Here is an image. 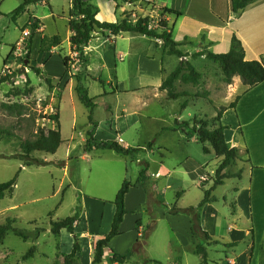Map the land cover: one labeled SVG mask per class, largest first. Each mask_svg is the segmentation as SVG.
I'll list each match as a JSON object with an SVG mask.
<instances>
[{
  "label": "rangeland",
  "instance_id": "1",
  "mask_svg": "<svg viewBox=\"0 0 264 264\" xmlns=\"http://www.w3.org/2000/svg\"><path fill=\"white\" fill-rule=\"evenodd\" d=\"M1 1L0 184L16 176V185L11 196L6 195L0 198V225L10 218L14 221V228L26 231L31 236H34L39 229L40 241L37 248L45 255L33 261L30 258H24L20 264H65V259L71 264H80L78 260L72 261L67 258L68 254L54 260L59 247L62 252L70 248V237L52 235L50 222L70 217L76 211L79 213L81 210L80 195L82 194L91 195V197L104 195L105 199H113L110 202L113 204L116 196L114 193L122 185L118 183L117 176L124 169L125 163L131 167L128 168L126 179L132 186L137 177V170L141 168L140 171H145L148 168L154 177L155 172L161 167L159 166L161 161H164L163 167L167 169L170 176L158 181L154 178L149 180L148 177L143 179L148 199L143 210L140 211L142 222L146 225L140 236L139 244L134 246L133 250L129 249L128 245L133 238L131 217L122 226L123 236L115 241L114 247L117 251L123 252L126 247L128 251H132L131 254L128 252L130 255L126 256L125 264H236L235 261L230 262V259L234 257L233 253L221 244L205 243L198 238H195L193 243L185 242L182 230L174 227L167 219L160 218L156 213L155 207H161V203L149 191L152 187L156 194L162 197L166 204L165 208L171 211L195 206V203L203 196V192L212 186V179L221 159L215 156L213 150L210 153H204L203 146L211 150L210 144L208 142L201 144L195 136L191 137L188 130L176 129L175 120L179 123L187 122L192 126V118L196 117L198 120L209 121L210 125L212 124L217 103L222 104L226 99L223 91L226 84L220 79L221 73L217 65L206 59L193 60V65L202 75V79L205 82L211 80L209 81L211 82L210 90L204 96L206 90L201 78L196 86L176 82L178 91L196 95V97H188L187 107L180 110V104L186 98L167 99L162 92L155 94L147 88H140L134 93L128 91L138 86L150 85L148 83H151L155 76L156 79H163V75L170 74L179 63L176 56L168 57L164 61V68L167 72H164L161 77V74H158L151 64L143 60L138 62L136 57L138 53L151 51L153 45L150 44L148 38L141 39V36L130 33H121L120 36L113 37L117 43L116 48L120 46L125 51L130 49L132 53L127 54L121 61L119 58L113 59V50L108 47V54L105 53L101 60L89 56L88 71L86 63L68 53L70 47L64 40L60 46L55 48V55L48 64L49 73L58 77L54 79L49 88L45 82L46 75L43 68L37 67L38 72L31 69L36 61L37 64H41L40 56L35 51L32 52L31 46L29 60L26 58L29 32L26 34L25 41L18 45L14 44L17 40L23 39V35L21 30L13 24L15 22L11 20L10 14L23 0ZM67 6V0H50L47 4L38 3L35 13L44 17L52 10L56 16H61L66 13ZM140 8L142 6H139L138 13H140ZM105 11L107 12L106 9ZM146 12L149 14L139 18H147V24L151 28H157V22L162 20L160 9L148 3ZM190 12L192 13V10ZM171 18L173 21L177 20L175 17ZM185 22L182 29L178 24L176 28H173L174 39L184 42L186 35L193 37L197 31L198 25L196 24L198 23L193 24V21L189 19ZM56 33L65 37L63 27H59ZM199 42L198 40L196 43ZM185 45L188 44L184 43ZM198 46L199 44L192 47L187 46L185 49L193 51ZM180 47L179 50L183 49ZM219 49L214 48V51ZM8 55L9 58L4 64ZM65 56L75 58L69 74L65 72L62 63ZM25 60H28L26 65H24ZM22 66L26 67V73H19ZM76 74L82 76V83L87 89L88 96L93 99L92 110L79 102L74 86L72 87V80L75 83L73 76ZM41 75L43 78H40ZM121 110L133 114L134 127L125 130L119 136L126 145L138 151L129 156L127 161L110 150H92L84 153V141L86 140L84 133L89 127L88 116H91L94 122H100L101 135L108 138L113 134L110 133V124L107 120L117 117ZM58 113L62 142L56 152L51 154L32 151L26 154L23 151L25 143L34 140L39 130L54 129L55 122L48 118ZM160 147L166 151H161ZM150 148H153L154 152H149ZM162 153L165 156L163 160L160 155ZM238 161L225 170L233 178L237 177L240 172ZM26 162L28 165L25 164ZM144 162H149L150 166L144 165ZM200 165L206 173L200 177L201 184L207 182V180H202L205 176L211 179L204 185L198 183L197 170ZM226 179L224 184L216 187L213 190L215 192L212 193L217 199L216 205L220 213L226 217L228 223L233 225L234 214L230 206L232 190L236 184L245 185V179L239 182L231 177ZM152 183H154L153 186ZM182 190L184 194L178 195L177 193ZM223 197H226L227 203L224 202ZM85 206L86 221H88L90 232L93 236L101 235L105 221L103 219L102 224L97 225L99 206L91 201L85 202ZM178 213L179 211H176L172 214ZM140 224L139 222L138 227ZM249 242L248 239L242 245ZM83 243L84 251L81 260L85 264L88 260L87 245L85 240ZM198 245L203 246L204 257L195 253V247ZM31 246V243H24L20 238L9 233L0 243V264H8L2 259L6 252L13 251L11 258L16 260L26 255ZM243 246L239 249H243ZM256 258L252 264H261L264 260V249L261 250V247ZM101 264L114 263L104 259Z\"/></svg>",
  "mask_w": 264,
  "mask_h": 264
},
{
  "label": "crops",
  "instance_id": "2",
  "mask_svg": "<svg viewBox=\"0 0 264 264\" xmlns=\"http://www.w3.org/2000/svg\"><path fill=\"white\" fill-rule=\"evenodd\" d=\"M49 1L50 0H47V2ZM86 2L90 6L95 8V18L98 21L108 23H116L120 21L123 17L121 16L123 13H129L130 20L134 23L137 20V17L139 18L140 16L149 14L148 12H146V6L148 3L155 5L156 7H158V9L166 7L170 10L181 13L182 16L180 18H177L176 21H173L171 17H166L168 27H170L172 40L177 43L188 44L185 46H181L183 48L181 50L184 54H186V57H184L183 59L177 58L178 62H180L181 60H185L188 61L194 67L193 60L206 58L204 56H198L194 58L192 57L193 54L204 50L212 53L215 52L214 48H220L218 51L215 52V54L226 53L230 48L231 38L235 36L241 42V45L244 49L245 60H257L264 64V0H256L248 4L239 14L232 13L230 0H139L132 4L120 3L117 8V11L115 8L116 5L112 0H86ZM37 4L28 5L25 9V12L20 17L16 18L15 23H13L14 25H16L17 28L21 30V33L23 35V39L17 40L14 44L18 45L19 43L25 41L26 34L29 32L26 26L29 22L30 17H34L38 19L42 24V26L39 28V32L42 35L48 37L59 35L61 38V44L64 40H66L70 47L69 37L72 35V33L68 29V12L71 7L70 1L67 0V11L61 16H56L52 10H50L49 14L45 15L44 17L40 16L35 13ZM40 4L43 5L47 3L40 2ZM139 6H142V8H140L141 14L138 13ZM105 9L107 10V12L105 11ZM191 10L192 13L188 14ZM118 14L119 16H117ZM186 19L193 21V24L198 23L196 24L198 26L197 31L194 33L193 37L192 35H186L185 41L182 42L173 38V28H176L178 24L180 29H182L183 25L186 23ZM59 27H63L65 29V37L60 35V33H56ZM184 33L185 29L183 31V34ZM130 34L139 35L136 33ZM139 36H141V39L148 38L144 35ZM113 37L116 36H112L108 31L93 34L87 46L84 48V56L86 57L87 71L89 70V56L101 60V57L105 55V53L108 54V47L109 49L113 50V59L119 58V60L122 61L127 54L129 55L132 53L130 49H126L125 51L120 46L118 47L119 50L117 51V43L115 39H113ZM148 39L150 41V44L153 45L151 46V51H148V53H138L136 55L137 60L138 62L143 60L147 64H151L156 70V72L158 74H161L162 77V70L165 73L167 72L164 68V61L168 57L173 55L162 54L163 45L160 40L150 38ZM198 40L200 42L198 43L199 46L197 49H194L193 51H188L187 49H185V47L187 46L192 47L194 45H198L196 43ZM130 41H133V39H130ZM158 50H160L159 53ZM68 53H71V50ZM50 54V57L45 63L42 62L44 55H41V64L38 62L39 64H36L35 67L36 69L37 67H42L45 72L46 78L51 80L52 83L54 79H57L58 77H54L52 74L49 73L48 64L52 59L53 55H55V48L51 49ZM133 55L135 56V54ZM195 70L199 73L196 68ZM219 71L221 73L220 69ZM200 76L205 90L209 91L211 86V82L209 81L211 80L207 79L208 81L205 82V80L202 79L201 74ZM40 78H43L42 75L40 76ZM220 79H222V73ZM161 80L162 79L160 78L156 79L155 76L154 79L152 78L151 83H148L150 85L144 87L138 86V88H131L128 91L134 93L140 88H147L151 89V91H153V93L155 94L157 92H162L166 96L165 91L159 90ZM231 82L232 83L230 84L224 85V87L226 86V88H224L223 90L225 92L224 95L226 97L224 103H215H217V108H227L222 113L220 120L221 124L228 127V129H226L223 133L224 140L229 144L230 147H235L238 150V162L240 163V172L237 177L231 178L236 179L238 182L242 179H245V185L236 184L232 190L233 195L231 198L230 206L232 209V213L234 214L232 220L233 225L228 223L226 217L220 213L218 206L216 205L217 199L213 195L215 191H212L213 193H211L215 198V201L204 204L200 212L199 222L201 229L206 232L208 236L212 239L210 241L211 243L221 244L228 251H230V253H233L234 257L230 259V262L233 263L235 261L236 264H252L254 259L257 257L259 248L262 246V249H264V82L256 85L251 89H247V87L242 84L240 78L237 76H235ZM73 86L75 87V83H73L72 80V87ZM236 97H239V99L236 103L235 110L229 109L228 106L235 100ZM120 121L121 123H119ZM107 122L110 124L109 130L110 133L113 135L109 136L108 138H104L101 135L102 127L100 125V122H96L97 128L93 132L94 137L98 140L104 139V141H116L124 148H131L123 142L119 134H121L125 130L134 127L133 114L129 113L126 110H121L117 117H112L111 119H108ZM88 129L89 127L86 129V131ZM86 131L84 134H86ZM191 137L194 136L191 135ZM195 139L197 140L196 136ZM160 150L164 152L166 151L163 150L162 147H160ZM208 150L210 153V151H212V148L211 150ZM149 152H154V149L150 148ZM116 155L123 157L125 161H127V158L129 157L119 154ZM160 155L161 160H163L165 156L163 155V153ZM163 162L164 161L159 162V166L161 167H159V170L155 172L154 177V174L150 173L148 168L147 170H145V177H148L149 180L154 178L156 179L155 181H158L163 177H169L170 174L168 173L167 169L163 167ZM143 164L146 166H150L149 162H144ZM128 168L131 167H128V165L125 163L124 169H122L117 176V180L120 185L127 178ZM140 170L136 171L137 177L135 179V182L132 184L124 198V209L126 211V214L123 218L122 224L120 225V232H123L122 226L125 221L129 217H131L133 220V238L132 240L130 238L131 241L128 245L129 249H133L138 239L140 241V236L142 235V231L146 225H144V223L142 222L143 220L140 211L143 210V207L146 205L148 198L146 195L145 188L143 186L144 181L141 183L138 180L139 174L141 172ZM197 173L199 185L207 184L208 182H210L211 179L209 177L207 182H204L202 184L200 182V177L206 175V173L203 172L202 165L198 166ZM225 173L230 175L229 172ZM224 181L221 185L224 184ZM153 184L154 183H152V186ZM155 187H157L156 183ZM118 190L119 189L115 191L114 195L117 194ZM149 191L153 195V197L161 203V207H155L156 213L159 215V217L167 219L169 223L172 224L174 227H177L178 229L182 230L183 240L185 242L193 243L195 237H193L190 232V218L182 212H179L178 214H172V212H170L168 208H165L164 205L166 204L162 200V197L156 194L152 187H150ZM177 194H184V190L179 191ZM105 198L106 197L104 195L92 197L91 195L87 194L80 195L81 210L78 213V220L76 221L74 226V232L80 246V251L77 254V260L80 262V264H84L81 260L82 253L84 251L83 241L85 240V244L87 245L88 260L85 264H91L95 242L99 239H102L110 230L113 216L115 213V206L114 204L110 203L113 199ZM202 198L203 196L199 198L195 205H197ZM223 200L225 203H227L226 197H223ZM87 201L96 203L100 208L99 216L97 218V225H101L103 219L105 221L104 229L101 232V235L99 236H93V233L90 232V229L88 227V221H86L87 209L85 206V202ZM177 209L183 210L180 208ZM103 215L105 217H103ZM139 222L141 223L140 227H138ZM155 225L156 223L154 222V226ZM62 235L70 237V248L65 252H62L59 247V250L54 257V260L57 259V257L59 259L62 255L69 254L73 245V237L69 233H67L66 230H61L58 237ZM122 236L123 233H121L120 236L113 238L109 243V247L116 254L126 256L129 254L128 252H130V250L128 251L127 249L128 247H126L123 252L117 251V249L114 247L116 245L115 241L118 238H121ZM248 239L250 240V242L243 246L242 243L244 241H248ZM39 241L40 235L35 240L32 236L28 240L23 241L24 243L29 242L32 244L30 249H33V253L31 256L27 257L30 258L31 261L40 256H45L37 248ZM236 242H238L240 245L238 244L235 247H227V244ZM240 246L241 248L243 246V249H239ZM13 254V251L6 252L2 259L4 261H7L8 264H20V262L25 258L23 257L25 255L24 254L21 258L13 260L11 258ZM110 255L111 251L105 250V259L109 261ZM123 264H125V262Z\"/></svg>",
  "mask_w": 264,
  "mask_h": 264
},
{
  "label": "trees",
  "instance_id": "3",
  "mask_svg": "<svg viewBox=\"0 0 264 264\" xmlns=\"http://www.w3.org/2000/svg\"><path fill=\"white\" fill-rule=\"evenodd\" d=\"M70 1V10L68 12V29L72 33L69 37L70 50L72 54L76 55V59L86 63V57L84 56V48L87 46L88 42L92 38L94 33H103L105 31L110 32L112 36H118L121 33H136L139 35H144L150 39H158L162 42L163 45V54L173 55L179 59L186 57L179 47L184 45V43H177L172 40L171 33L167 32L168 24L166 17H175L179 18L182 16L181 13L170 10L166 7H162L161 17L162 20L158 24L157 29H149L147 24V18H138L134 23L130 20L129 13H123L120 21L116 23L100 22L95 16V8L90 6L86 0H69ZM115 3V8H117L120 3L132 4L139 0H112ZM256 0H230L231 11L234 14H239L248 4ZM40 2L47 3V0H23L22 3L10 14V18L15 22L16 18L25 12V9L28 5L37 4ZM188 14H191L189 12ZM42 26L41 22L34 18L30 17L29 22L26 28L29 31L27 45L28 51L26 53V58L29 60L30 55V46L32 52L35 51L39 56L44 55L42 62L45 63L50 57V51L52 48H56L61 45V38L59 35L48 37L42 35L39 32V28ZM170 31V28L168 29ZM192 44V43H190ZM204 56L207 60L215 63L222 73V81L225 84H230L232 79L237 76L240 78L242 84L251 89L256 85L264 82V64L257 60H245L244 49L241 45V42L233 36L230 41V49L227 53L215 54L209 51H201L196 54H193L192 57ZM9 58V55L5 58ZM74 57L65 56L62 59L63 66L66 73H70V67L74 61ZM37 62V61H36ZM32 66V70L38 72L36 69V63ZM162 70V74H163ZM75 79L74 91L77 95L79 102L84 105L86 108L92 110L94 107L93 99L88 96L87 89L83 85V79L80 74L73 76ZM200 74L195 70V68L185 60H181L176 68L168 75H163L161 84L159 86L160 91H165L167 99L177 100L178 98H186L180 104V110H183L188 105V97H196L187 92H180L177 90L176 82H180L183 85H198L200 81ZM45 82L51 88V80L45 78ZM102 84V82H101ZM208 92H204L206 96ZM239 97H236L235 100L228 106L229 109L236 108V103ZM225 107H219L215 111V117L212 120L210 125L209 121L198 120L196 117L192 118V126L187 122L179 123L175 120L176 129H185L188 132L196 136L197 141L201 144L208 142L215 154L216 157L220 158L221 161L215 170L214 177L212 179V186L203 192V198L201 201L195 205L190 206L183 210H171L170 212H182L190 218V232L193 237L203 240L205 243L210 242L212 239L204 232L200 227V212L204 204L215 201V198L211 196L212 191L219 185L223 183L226 178L230 176L225 173V170L233 165L236 161L239 160L238 150L235 147H230L227 142L224 140V131L228 129L227 126L221 124L222 113L226 110ZM50 121H54L56 126L54 129L39 130L35 139L28 141L23 146V151L26 154H29L32 151H43L46 153L54 154L59 148L62 140L60 136L59 128V116L54 114L48 118ZM89 129L86 131V140L84 144V151L90 152L92 150H110L116 154L123 156H131L135 154L138 149L124 148L116 141L111 140H98L94 137L93 132L97 128V123L94 122L91 116H88ZM151 145H149L150 147ZM204 153H209V150L203 146ZM25 164L28 165L26 162ZM145 177V171H141L139 174V182H143ZM16 185V176L5 183L0 184V198L4 196H11L13 189ZM204 185V184H202ZM130 183L127 179L122 182L120 189L118 190L113 204L115 206V213L111 223L109 232L102 238L95 242V247L93 250V256L91 264H101L105 259V250H110L111 255L109 257L110 263L123 264L126 261V256H121L113 252L110 247V241L121 235L120 225L122 224L123 218L126 214L124 209V198L130 189ZM78 220V212L76 211L72 216L62 219L60 221H51L50 222V233L54 236H58L61 230H66L73 237V245L70 253L66 256L72 261L77 260V254L80 251V246L78 239L74 232V226ZM13 220L7 218L3 224L0 225V243L9 233H12L16 237L20 238L23 241L28 240L32 236L23 230H19L13 227ZM39 229L37 233L34 234L33 239L35 240L39 236ZM139 244V239L137 240L135 247ZM239 243H230L227 244V247H235ZM134 248V247H133ZM133 250V249H132ZM262 250V246H261ZM33 249H30L25 258L31 256ZM195 253L198 255L205 256L204 248L201 245L195 247ZM65 264H71L69 260H64ZM261 264H264V260L261 261Z\"/></svg>",
  "mask_w": 264,
  "mask_h": 264
},
{
  "label": "water",
  "instance_id": "4",
  "mask_svg": "<svg viewBox=\"0 0 264 264\" xmlns=\"http://www.w3.org/2000/svg\"><path fill=\"white\" fill-rule=\"evenodd\" d=\"M28 63V60L24 61V65H26ZM19 73H26V67L22 66L21 69L19 70Z\"/></svg>",
  "mask_w": 264,
  "mask_h": 264
},
{
  "label": "built area",
  "instance_id": "5",
  "mask_svg": "<svg viewBox=\"0 0 264 264\" xmlns=\"http://www.w3.org/2000/svg\"><path fill=\"white\" fill-rule=\"evenodd\" d=\"M158 24H159V23L157 22V26H156L157 28H158ZM148 27H149V29H154V28H151L150 25H148ZM168 29H169V28H168ZM168 29H167V32H170ZM156 40H158V39H156ZM73 55L76 57L75 54H73ZM157 176H158V175H157ZM202 177H203V176H202ZM205 177H206V178H205ZM205 177L202 178V180H204V181L208 180V177H207V176H205Z\"/></svg>",
  "mask_w": 264,
  "mask_h": 264
}]
</instances>
